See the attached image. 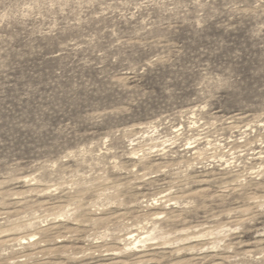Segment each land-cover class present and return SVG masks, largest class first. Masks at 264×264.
Here are the masks:
<instances>
[{
    "label": "rangeland",
    "instance_id": "rangeland-1",
    "mask_svg": "<svg viewBox=\"0 0 264 264\" xmlns=\"http://www.w3.org/2000/svg\"><path fill=\"white\" fill-rule=\"evenodd\" d=\"M0 264H264V0H0Z\"/></svg>",
    "mask_w": 264,
    "mask_h": 264
}]
</instances>
